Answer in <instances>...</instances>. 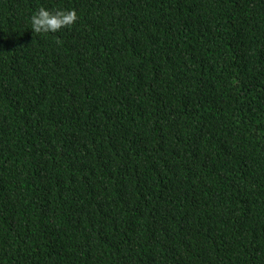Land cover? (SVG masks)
Listing matches in <instances>:
<instances>
[{"label": "trees", "instance_id": "obj_1", "mask_svg": "<svg viewBox=\"0 0 264 264\" xmlns=\"http://www.w3.org/2000/svg\"><path fill=\"white\" fill-rule=\"evenodd\" d=\"M0 264H264V0H0Z\"/></svg>", "mask_w": 264, "mask_h": 264}, {"label": "clouds", "instance_id": "obj_2", "mask_svg": "<svg viewBox=\"0 0 264 264\" xmlns=\"http://www.w3.org/2000/svg\"><path fill=\"white\" fill-rule=\"evenodd\" d=\"M78 20L75 9L49 10L40 7L30 17L31 30L37 34L57 33L61 29L72 26Z\"/></svg>", "mask_w": 264, "mask_h": 264}]
</instances>
